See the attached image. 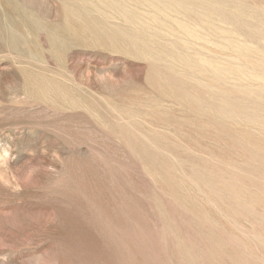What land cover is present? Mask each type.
Returning <instances> with one entry per match:
<instances>
[{
	"label": "rangeland",
	"instance_id": "obj_1",
	"mask_svg": "<svg viewBox=\"0 0 264 264\" xmlns=\"http://www.w3.org/2000/svg\"><path fill=\"white\" fill-rule=\"evenodd\" d=\"M0 264H264V0H0Z\"/></svg>",
	"mask_w": 264,
	"mask_h": 264
},
{
	"label": "bare ground",
	"instance_id": "obj_2",
	"mask_svg": "<svg viewBox=\"0 0 264 264\" xmlns=\"http://www.w3.org/2000/svg\"><path fill=\"white\" fill-rule=\"evenodd\" d=\"M208 11V10H207ZM205 14V13H204ZM212 15V14H211Z\"/></svg>",
	"mask_w": 264,
	"mask_h": 264
}]
</instances>
